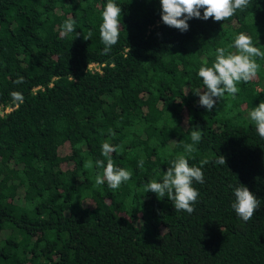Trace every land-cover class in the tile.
Returning a JSON list of instances; mask_svg holds the SVG:
<instances>
[{
  "label": "trees",
  "instance_id": "16d2710c",
  "mask_svg": "<svg viewBox=\"0 0 264 264\" xmlns=\"http://www.w3.org/2000/svg\"><path fill=\"white\" fill-rule=\"evenodd\" d=\"M107 2L0 0V264H264V138L248 115L264 101V58L212 110L191 90H204L198 70L217 48L238 51V34L264 52V0L184 32L163 23L160 0H112L120 33L103 54ZM69 18L76 30L62 36ZM104 142L132 173L115 190L96 184ZM178 154L209 161L191 214L145 192ZM238 184L261 200L247 222L231 207Z\"/></svg>",
  "mask_w": 264,
  "mask_h": 264
},
{
  "label": "clouds",
  "instance_id": "9594fccd",
  "mask_svg": "<svg viewBox=\"0 0 264 264\" xmlns=\"http://www.w3.org/2000/svg\"><path fill=\"white\" fill-rule=\"evenodd\" d=\"M249 0H160L161 20L169 27L176 28L181 32L188 30L187 21L192 18L207 20L210 17L217 22L230 18L237 9L243 10L247 7ZM201 9L203 14L201 15ZM120 14L121 8L112 0H108L101 15L102 23L99 28L100 38L104 44L103 54H108L119 39L120 33ZM61 35L75 32V21L71 18L62 24ZM92 33L83 37L90 40ZM238 51L236 53L227 52L225 48L216 49L215 62L211 67L201 66L198 70L199 77L203 81V91L201 88L191 89L199 97L200 106L207 110H212L217 101L224 97L225 93L235 95L239 92L237 83L250 81L257 73L259 65L255 62V57L264 58V52L253 46L251 37L244 33L238 34L234 39L233 45ZM23 82V77L18 76L14 83ZM14 100L22 102L21 93H11ZM215 98V99H214ZM170 115V114H169ZM249 118L254 122L256 131L261 138H264V101L258 106L253 107L249 112ZM190 138L193 143L184 144L185 153L196 151L194 145L198 143L202 136L199 130L191 131ZM117 148L104 142L102 144V155L107 159L95 161L96 168H102L103 174H97L96 184L102 185L107 182L109 188L115 190L120 185L128 181L132 173L121 167L114 165L111 153L116 152ZM139 167L143 168L144 161L141 159ZM209 161L204 159L200 162V167L189 166L184 154H178L170 162L167 171L163 172L162 180H152L145 185V192H153L174 204L175 210L185 211L191 214L194 211L193 205L199 196L198 191L192 186L193 181L203 183L202 167ZM216 163L225 165L223 155L217 157ZM86 168H92L93 162L89 160ZM235 197L231 207L237 216L243 221L250 220L260 208L261 200L258 199L249 189L238 184L233 187Z\"/></svg>",
  "mask_w": 264,
  "mask_h": 264
},
{
  "label": "built area",
  "instance_id": "2783aa9c",
  "mask_svg": "<svg viewBox=\"0 0 264 264\" xmlns=\"http://www.w3.org/2000/svg\"><path fill=\"white\" fill-rule=\"evenodd\" d=\"M87 69L88 70H95V71H98L99 70V65H97V64H95V63H90V64H88L87 65ZM9 110V108L7 109H4V111H8Z\"/></svg>",
  "mask_w": 264,
  "mask_h": 264
},
{
  "label": "rangeland",
  "instance_id": "374dc122",
  "mask_svg": "<svg viewBox=\"0 0 264 264\" xmlns=\"http://www.w3.org/2000/svg\"><path fill=\"white\" fill-rule=\"evenodd\" d=\"M6 108L8 109V107H6ZM6 108H5V109H6Z\"/></svg>",
  "mask_w": 264,
  "mask_h": 264
}]
</instances>
